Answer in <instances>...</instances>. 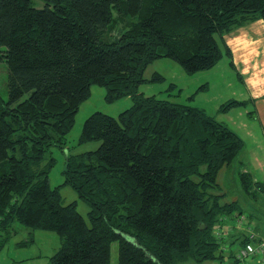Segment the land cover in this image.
Here are the masks:
<instances>
[{"label":"trees","instance_id":"1","mask_svg":"<svg viewBox=\"0 0 264 264\" xmlns=\"http://www.w3.org/2000/svg\"><path fill=\"white\" fill-rule=\"evenodd\" d=\"M114 13L125 25L111 35ZM257 19L264 21V0H0V61L7 66L0 233L14 221L56 231L60 245L49 264H111L114 242L116 264L220 261L226 254L240 264L239 247L264 234L252 228L258 237L243 232L225 243L243 211L225 200L217 175L237 161L242 138L202 108L144 95L138 86L159 57L189 72L211 67L222 52L218 34ZM92 83L104 85L109 100L128 95L132 104L116 116L92 112L78 143L97 140L98 147L66 155L61 185L87 203V222L75 200L64 203L59 185L50 186L54 157L46 153L65 146ZM238 167L242 191L264 193V181ZM225 223L230 227L220 229Z\"/></svg>","mask_w":264,"mask_h":264},{"label":"rangeland","instance_id":"2","mask_svg":"<svg viewBox=\"0 0 264 264\" xmlns=\"http://www.w3.org/2000/svg\"><path fill=\"white\" fill-rule=\"evenodd\" d=\"M113 17L114 20L110 26L111 35L116 34L117 30L122 28V23L125 25V19L122 16L114 13ZM261 20L257 19L258 22H263ZM251 26L253 27L254 24L234 28L223 35L218 34L221 56L209 68L189 72L170 57L165 56L152 60L143 71L145 80L138 86L139 92L144 95L155 94L160 98L202 108L219 122L237 131L238 135L245 137L242 131L248 120H244L243 116L244 111L247 110L246 102L251 100L246 93V81L251 74L250 71L253 75L264 68V37L251 36L255 30L252 31ZM0 95L7 98V66L4 61H0ZM131 104L132 98L128 95L109 100L106 97L104 85L90 84V93L80 102L74 116L73 126L66 134L65 146L59 148L53 145L46 153V156L51 153L54 157L48 173L50 186L59 185L64 203L75 200L76 208L87 222H89L87 203L78 197L77 192L69 184L61 185L64 181L62 171L66 155L98 147L100 142L97 140L78 143L82 124L92 112L99 110L116 116ZM243 150L239 152L237 161L219 170L217 180L221 191L225 192V200H237L239 208L243 211L242 215L244 218L246 216V219L249 211L254 212V217L251 219L252 225L258 224L259 233L264 234V193L257 192V197L254 198L242 191L236 173L239 168L237 162L241 156L243 157ZM252 161L256 162V159L252 157ZM257 175L262 174L257 172ZM228 227L230 226L225 223L220 229L225 230ZM252 228L250 226V229L254 231ZM240 230L237 228L232 231L234 235H226L228 237L225 243L230 245L235 235H243L244 231ZM220 233H225V231H220ZM255 234L258 237L256 232ZM4 235V232L0 233V264H49L50 256L60 245V235L56 231L32 228L17 221H14L6 236ZM116 254L117 243L114 242L111 245V264H116ZM258 258L255 255H249L240 261L245 264H263ZM176 264H230V260L226 254L220 261L217 259L201 262L184 260Z\"/></svg>","mask_w":264,"mask_h":264},{"label":"crops","instance_id":"3","mask_svg":"<svg viewBox=\"0 0 264 264\" xmlns=\"http://www.w3.org/2000/svg\"><path fill=\"white\" fill-rule=\"evenodd\" d=\"M251 24H254L253 27L251 26L252 31L255 29L253 33H251V36L264 37V21H249L239 27H246ZM250 73L251 74L247 78L245 88L246 93L249 96L248 98H250L251 100L246 102V104H248L247 106H245L247 110L244 111L243 116V119L248 120V123L242 131L245 137L239 135L243 140V147L241 150H243L244 148V159L241 156L238 162L243 165V170L250 171L253 174L254 178L264 181V68L257 71L253 75L251 71ZM251 156L256 159V162L252 161ZM260 156H262L263 158H261ZM257 172L262 175H257ZM253 217L254 212L249 211L247 219L249 218L251 221ZM249 226L253 227L257 232H259L257 228L259 227L258 224L252 225L251 222Z\"/></svg>","mask_w":264,"mask_h":264},{"label":"built area","instance_id":"4","mask_svg":"<svg viewBox=\"0 0 264 264\" xmlns=\"http://www.w3.org/2000/svg\"><path fill=\"white\" fill-rule=\"evenodd\" d=\"M236 225L239 228H241L246 233V236H248L250 239L257 237L255 232L252 231L250 229V226L246 223L243 215L237 218ZM216 233L219 234V232H216ZM258 239H259V242H256V243L247 242L245 246L239 247V249L237 250L238 259H242L249 255H255L259 257L258 260L262 261L264 264V238H258ZM240 264H245V263L241 262Z\"/></svg>","mask_w":264,"mask_h":264}]
</instances>
